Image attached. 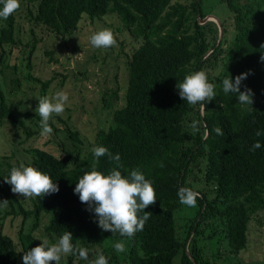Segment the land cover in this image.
Here are the masks:
<instances>
[{"label":"trees","instance_id":"1","mask_svg":"<svg viewBox=\"0 0 264 264\" xmlns=\"http://www.w3.org/2000/svg\"><path fill=\"white\" fill-rule=\"evenodd\" d=\"M20 1L35 7L34 12L26 10L32 23L61 37L74 31L83 16L92 19L113 14L120 22L116 31L130 36L136 45L125 55L128 76L123 103L112 110L108 127L96 130L91 144L84 145L77 131L65 124L71 148L60 140L54 142L57 155L38 147L28 149L30 160L25 166L48 174L59 191L34 196L29 211L19 208L22 219L33 216L31 227L17 232L19 251L11 237L0 232V264H23L24 252L42 243L31 234L40 213L49 214L46 232L58 238L71 232L73 245L89 249L90 260L102 253L108 264H173L179 249L180 264H213L196 245L199 237H209L204 232L210 225L211 234L215 227L223 231L230 253L242 250L248 221L264 210V0H220L231 14L230 32L225 22L218 21L220 37L214 21L198 22L205 16L201 0L188 4L177 0ZM5 21L0 45L14 42L13 14ZM26 45H30V53L33 40ZM200 70L215 84L216 93L203 112L199 104L183 101L176 88L185 76ZM245 73L240 91L252 90V107L239 104L236 93L222 90L225 78L231 76L234 81ZM40 83L39 97H43L47 82ZM2 117H11V112L0 90ZM193 121H199L198 131L191 128ZM217 127L223 135L216 133ZM257 131L262 134L257 136ZM257 141L261 147L252 150ZM96 146L120 155L122 175L138 169L153 182L157 201L145 209L153 215L132 238L103 231L89 205L74 193L78 180L91 171ZM19 165L7 164L5 178ZM114 167L107 155L99 158L98 171L107 174ZM10 186L6 183L7 189ZM182 187L199 196L197 212L183 239L178 240L173 211L180 206L178 191ZM4 196L9 200L6 191ZM14 212L12 207L7 211ZM106 237L124 241L125 252H116L111 242L100 246ZM76 257L77 264H89L71 254L68 263Z\"/></svg>","mask_w":264,"mask_h":264},{"label":"rangeland","instance_id":"2","mask_svg":"<svg viewBox=\"0 0 264 264\" xmlns=\"http://www.w3.org/2000/svg\"><path fill=\"white\" fill-rule=\"evenodd\" d=\"M177 1L188 4L191 0ZM20 4L19 10L13 13L14 42L0 45V90L11 112V117L0 118V202L8 201L6 206L0 207V232L11 237L18 251L20 246L17 232H27L33 221L31 214L22 219L19 208L29 211L33 197L24 198L14 194L11 191L12 186L7 189L4 182L7 164L28 163V149L31 147L57 155L58 148L54 142L61 140L71 148V143L66 138L65 124L71 130L77 131L84 145L91 144L96 130L106 129L111 122L112 110L123 103L128 76L125 55L130 54L131 47L136 45L131 42L130 36L116 31L115 28L120 22L113 14L92 19L83 16L74 31L61 37L54 35L41 24L32 23L26 11L29 8L34 12L35 7L32 4L23 1H20ZM200 7L205 16L210 15L222 23L225 22L227 31L230 32L231 14L224 2L201 0ZM198 22L203 23L200 19ZM5 26L6 21L0 20V29ZM102 28L113 30L117 40L116 46L95 48L90 44V36ZM32 40L34 47L28 53L30 45L26 43ZM35 78L47 82L43 96H53L60 90L69 95L63 114H54L49 121L53 128L49 137L40 135L41 118L35 109L39 103L41 83ZM196 186L197 184L193 185ZM4 191L8 193L9 200L4 196ZM11 207L16 212L7 213ZM197 209V204L190 207L180 203L173 211L178 240L183 239ZM48 218L49 214L40 213L37 226L31 234L41 242L47 240L53 244L59 238L44 229ZM210 226L204 232L209 234V237H199L196 245L202 255L213 264H264V210H259L251 216L247 224L246 245L237 254L228 251L223 231L215 227L214 234H211L213 230ZM114 240L118 239L106 237L100 246L104 247L105 242H111V246H114L119 242ZM180 253L179 249L173 256V264H180ZM61 264H77V257L68 263L66 255Z\"/></svg>","mask_w":264,"mask_h":264},{"label":"clouds","instance_id":"3","mask_svg":"<svg viewBox=\"0 0 264 264\" xmlns=\"http://www.w3.org/2000/svg\"><path fill=\"white\" fill-rule=\"evenodd\" d=\"M0 20H7L10 15L19 10L20 0H0ZM90 44L95 48H110L116 46L115 33L110 28H102L90 36ZM264 47V45H262ZM264 61V56L261 57ZM248 73L241 74L233 79L231 76L225 78L222 83V90L225 94L236 93L237 100L241 105L252 107L254 93L251 89L245 88L240 91L241 83L247 78ZM179 96L190 105L199 104L201 112L206 109V103L216 98L214 91L215 84L210 83L205 71L200 70L185 76L183 82L176 85ZM39 103L35 109L39 115L41 137H49L53 133V128L49 125L52 116L61 115L65 111L69 101L67 92L60 90L53 96H43L38 99ZM199 121H193L191 128L198 131ZM218 135H223L222 130L215 129ZM262 133L257 131L256 135ZM261 144L257 141L253 144L252 150L258 149ZM94 161L91 171L85 172L82 178L76 183L74 193L79 196L81 203L89 205L91 211L97 217L98 226L106 232L112 234L119 233L122 237L132 238L136 232L142 231L145 223L150 219L151 212L145 209L154 205L157 201L156 190L153 182L147 180L138 170L133 169L128 176L122 175L118 169L123 165L120 163L119 154L112 155L108 148L96 146L92 149ZM107 155L110 161L115 162V167L107 174L97 170L99 158ZM163 166V165H161ZM4 182L11 185V191L24 198L40 197L52 193H57L59 187L52 178L35 167L20 164L13 166L10 176L4 178ZM199 196L198 192L191 188L182 187L178 191L181 204L194 207ZM8 201L0 202V207L6 206ZM143 213V215H140ZM73 236L69 231H65L56 243L49 244L47 240L27 252L22 257L23 264H61V260L66 255H78L89 264H108V259L102 254L96 258L89 259V249L74 246ZM114 249L118 253L126 250L125 242L119 241L114 244Z\"/></svg>","mask_w":264,"mask_h":264},{"label":"water","instance_id":"4","mask_svg":"<svg viewBox=\"0 0 264 264\" xmlns=\"http://www.w3.org/2000/svg\"><path fill=\"white\" fill-rule=\"evenodd\" d=\"M206 20H212L216 23L217 28H218V37H220L221 29H220V25H219L218 20L216 18H214L213 16L207 15V16H204L203 18H201L200 22H205Z\"/></svg>","mask_w":264,"mask_h":264}]
</instances>
